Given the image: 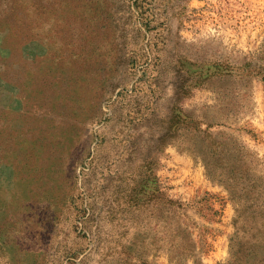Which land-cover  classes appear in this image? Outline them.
<instances>
[{
	"label": "rangeland",
	"instance_id": "374dc122",
	"mask_svg": "<svg viewBox=\"0 0 264 264\" xmlns=\"http://www.w3.org/2000/svg\"><path fill=\"white\" fill-rule=\"evenodd\" d=\"M262 255L264 0H0V264Z\"/></svg>",
	"mask_w": 264,
	"mask_h": 264
},
{
	"label": "trees",
	"instance_id": "16d2710c",
	"mask_svg": "<svg viewBox=\"0 0 264 264\" xmlns=\"http://www.w3.org/2000/svg\"><path fill=\"white\" fill-rule=\"evenodd\" d=\"M193 249V248H192ZM184 251H185V249H184ZM194 252H195V249H193L192 251H190V253L189 254H191L190 255V257L191 258H195L194 256ZM262 264H264V255H262V260L260 261Z\"/></svg>",
	"mask_w": 264,
	"mask_h": 264
}]
</instances>
